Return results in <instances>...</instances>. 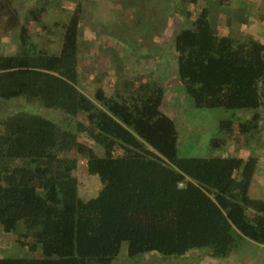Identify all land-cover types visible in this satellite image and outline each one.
<instances>
[{"label":"trees","instance_id":"obj_1","mask_svg":"<svg viewBox=\"0 0 264 264\" xmlns=\"http://www.w3.org/2000/svg\"><path fill=\"white\" fill-rule=\"evenodd\" d=\"M232 2L177 0L174 8L184 7L188 22L174 41L183 90L198 108L234 110L219 120L221 134L208 143L214 148L264 131V41L220 32L211 22L210 4ZM84 9L74 2L53 53L34 37L49 28V5L38 0L25 13L16 0H0V39L18 29L17 52L0 54V101L36 100L63 116L28 109L0 115V226L19 231L17 245L41 252L0 256V264H113L124 243L129 258H177L202 248L220 261L264 247V197L251 191L260 158L181 155L161 82L127 78L109 90L101 77L86 91ZM78 156L103 184L88 200L79 194Z\"/></svg>","mask_w":264,"mask_h":264},{"label":"rangeland","instance_id":"obj_2","mask_svg":"<svg viewBox=\"0 0 264 264\" xmlns=\"http://www.w3.org/2000/svg\"><path fill=\"white\" fill-rule=\"evenodd\" d=\"M36 1L38 0H16L25 13L29 7L36 4ZM44 1L49 5V12L45 16L49 28L40 27L34 32V37L44 47L43 42L48 39L46 42L50 44L48 48L50 50L54 44L59 45L62 42L61 23L67 21L76 0ZM82 1L85 9L81 23L79 57L82 85L86 91L91 93L101 77H105L102 84L108 89L115 86L123 87L127 78H131L132 81L139 78L142 81L161 82L166 87L164 108L175 117L178 125L181 155L244 157L249 154L256 155L260 158L257 169L264 170V131L260 133L259 138L253 140H246L236 135L226 146L219 148L208 144L212 137L221 134L219 120L231 116L234 110L224 107L198 108L183 90L177 77L174 41L176 33L188 26V22L184 20V7L179 12H174L177 0ZM185 6L193 9L194 13L200 8L193 5ZM209 6L211 22L218 31L240 38L250 34L264 41V0H233L232 5L228 7L217 4ZM17 40V30H12L3 36L0 39V54L17 52ZM119 56L122 57L120 60L122 64L110 65L109 59L116 57L118 61ZM116 59L113 58L112 63H115ZM110 68L114 69L115 73L111 80L112 84L107 80L104 71ZM26 108L55 120H61L63 117L61 112L46 108L36 100L13 98L0 101V115ZM81 140L90 143V139L81 138ZM78 157L76 176L79 182V194L82 199L88 200L100 191L103 184L97 175L87 172L85 157ZM254 187L257 195L263 194L261 183ZM18 233V230L4 232L0 226V256H40V250L32 252L27 247L16 244ZM127 247V243H124L113 264H264L262 246L254 249L252 255L247 253L248 255L240 258L242 255L239 252L229 259H223L224 261L218 258L211 259L202 248H196L187 255L177 258L169 256L165 259V256L158 252H149L140 258L139 256L129 258Z\"/></svg>","mask_w":264,"mask_h":264},{"label":"crops","instance_id":"obj_3","mask_svg":"<svg viewBox=\"0 0 264 264\" xmlns=\"http://www.w3.org/2000/svg\"><path fill=\"white\" fill-rule=\"evenodd\" d=\"M17 34H18V29H17ZM82 36V35H81ZM46 40H48V39H45V41L43 42V44L45 45V47L44 46H41L40 44H39V46L41 47V48H44V49H46V50H48V48L50 47V44H48L47 42H46ZM18 41V40H17ZM39 43V42H38ZM115 47V46H114ZM113 47V48H114ZM60 49H61V43L58 45L57 43L56 44H54L53 45V47L49 50L50 52H53V53H58L59 51H60ZM17 50H18V48H17ZM57 50H58V52H57ZM80 53V52H79ZM113 58H115L116 59V57H111L110 59H109V61H110V65H120V64H122L121 62H120V60L122 59V57L121 56H119L118 57V61H117V59H116V61H115V63H112L113 62ZM104 72V71H103ZM105 74L107 75V80H110V84H112V79L114 78V69L112 70V68H110V69H106V72H105ZM104 79H105V77H104ZM110 87V86H109ZM116 87H118V86H115L114 88H116ZM114 88H112V89H114ZM108 89V88H107ZM110 90V89H109ZM26 109H28V110H32V109H30V108H26ZM261 175V176H260ZM259 180V181H258ZM259 183H261V185H263V194H261L260 196L259 195H257L258 193L256 192V190H254L255 189V185H257V184H259ZM251 191H252V194L254 193L257 197H264V170H260V169H257V172H256V175H255V177H254V181H253V183H252V187H251ZM257 191H259V189L257 188ZM253 194V195H254Z\"/></svg>","mask_w":264,"mask_h":264}]
</instances>
